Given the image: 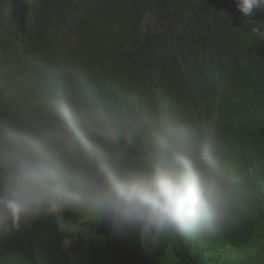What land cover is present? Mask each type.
Returning a JSON list of instances; mask_svg holds the SVG:
<instances>
[{
	"label": "clouds",
	"instance_id": "clouds-1",
	"mask_svg": "<svg viewBox=\"0 0 264 264\" xmlns=\"http://www.w3.org/2000/svg\"><path fill=\"white\" fill-rule=\"evenodd\" d=\"M226 1L195 0L182 23L152 0H59L57 19L51 0H0V80L16 70L8 91L39 120L0 125V238L51 218L70 245L80 230L70 213L149 252L235 221L243 177L197 128L163 118L145 126L127 118L132 109L95 107L106 81L129 79L144 60L167 83L187 80L202 46L226 50L264 85V0ZM197 84L186 87L192 98ZM140 137L143 152L130 158L121 143Z\"/></svg>",
	"mask_w": 264,
	"mask_h": 264
},
{
	"label": "trees",
	"instance_id": "trees-1",
	"mask_svg": "<svg viewBox=\"0 0 264 264\" xmlns=\"http://www.w3.org/2000/svg\"><path fill=\"white\" fill-rule=\"evenodd\" d=\"M152 1L156 11L167 18L182 23L191 21L195 0ZM58 5L59 0L46 5L55 19ZM188 27L193 29L191 24ZM16 75V70L9 68L0 80V125L39 122L34 109L8 91ZM193 81H198L195 98L186 92ZM262 82L261 78L250 79L247 70L234 62L226 50L202 46L199 54L191 57L187 80L167 83L144 60L136 64L129 79L106 81L95 105L110 113L132 109L127 118L138 122L143 119L145 126L163 118L197 128L221 162L243 177L246 207L234 222L220 230L164 239L157 248L146 252L135 238H115L97 224H92L86 236L81 232L68 236L72 242L65 246V235L57 231L55 221L40 218L0 238V264H264ZM84 92L82 85L77 98ZM121 146L130 158H138L144 142L140 137L136 143L123 142ZM65 216L78 226L80 219L70 213ZM91 231L105 234V245L87 238Z\"/></svg>",
	"mask_w": 264,
	"mask_h": 264
},
{
	"label": "rangeland",
	"instance_id": "rangeland-1",
	"mask_svg": "<svg viewBox=\"0 0 264 264\" xmlns=\"http://www.w3.org/2000/svg\"><path fill=\"white\" fill-rule=\"evenodd\" d=\"M78 228H80V230H78L76 233L81 232L82 234H84L86 236V231L90 230V227H92V224H87L82 218L78 221ZM92 237L94 242L97 245L103 246L106 243V235L105 234H101V233H97L95 231H91L88 232V236L87 238Z\"/></svg>",
	"mask_w": 264,
	"mask_h": 264
},
{
	"label": "bare ground",
	"instance_id": "bare-ground-1",
	"mask_svg": "<svg viewBox=\"0 0 264 264\" xmlns=\"http://www.w3.org/2000/svg\"><path fill=\"white\" fill-rule=\"evenodd\" d=\"M169 92V91H168ZM168 94V93H167Z\"/></svg>",
	"mask_w": 264,
	"mask_h": 264
}]
</instances>
